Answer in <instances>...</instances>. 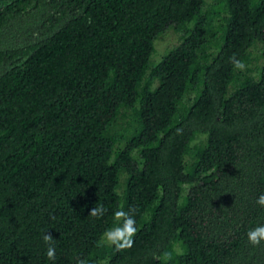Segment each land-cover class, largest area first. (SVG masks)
Returning a JSON list of instances; mask_svg holds the SVG:
<instances>
[{"label":"trees","instance_id":"1","mask_svg":"<svg viewBox=\"0 0 264 264\" xmlns=\"http://www.w3.org/2000/svg\"><path fill=\"white\" fill-rule=\"evenodd\" d=\"M262 194L264 0H0V264H264Z\"/></svg>","mask_w":264,"mask_h":264},{"label":"clouds","instance_id":"2","mask_svg":"<svg viewBox=\"0 0 264 264\" xmlns=\"http://www.w3.org/2000/svg\"><path fill=\"white\" fill-rule=\"evenodd\" d=\"M231 59L234 61L235 68L243 70L245 66L241 61L235 60V57ZM256 203L264 207V194L257 198ZM106 212L107 209L103 205H95L90 210V216L102 218ZM133 213L134 210H130L129 212L122 209L116 210L113 214V220L116 226L107 229L102 235V240L109 246H114L117 251L131 249L134 245L137 228ZM247 236L251 245L259 247L261 242L264 241V226H258L250 230ZM42 238L47 246L46 256L54 264L56 259L55 239L50 232H45ZM77 264H87V262L83 259H78Z\"/></svg>","mask_w":264,"mask_h":264},{"label":"rangeland","instance_id":"3","mask_svg":"<svg viewBox=\"0 0 264 264\" xmlns=\"http://www.w3.org/2000/svg\"><path fill=\"white\" fill-rule=\"evenodd\" d=\"M178 41V33L172 28H167L155 40V52L153 58L157 59L168 48Z\"/></svg>","mask_w":264,"mask_h":264}]
</instances>
